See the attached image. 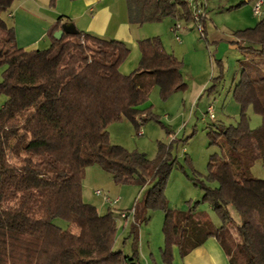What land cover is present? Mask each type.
I'll return each mask as SVG.
<instances>
[{
	"label": "trees",
	"instance_id": "1",
	"mask_svg": "<svg viewBox=\"0 0 264 264\" xmlns=\"http://www.w3.org/2000/svg\"><path fill=\"white\" fill-rule=\"evenodd\" d=\"M13 1L0 0V97H6L0 108V264H141L139 228L151 210L165 213L164 264H173L174 248L184 258L210 238L218 241L230 264H264V179L251 171L256 163L264 168V19L233 34L241 51L260 59L241 64L233 91L242 107L240 122L216 124L210 132V144L223 141L226 155L212 157L207 175L193 178L204 192L203 202L218 217L217 225L197 211L199 203L185 211L169 208L165 186L177 164L171 152L175 141L159 143L151 161L144 153L112 145L107 131L122 118L136 126L158 122L142 105L155 87L164 99L186 90L183 62L154 37L139 42L138 68L124 75L120 67L131 53L125 43L81 32L65 17L50 26L47 49L24 50L2 18ZM58 1L50 0V6ZM127 4L134 25L165 18L193 22L184 0ZM61 30L64 35L56 39ZM249 107L263 118L257 129L249 127ZM94 165L117 184L147 187L135 206L131 255L114 249L116 214L100 215L83 200L85 170Z\"/></svg>",
	"mask_w": 264,
	"mask_h": 264
},
{
	"label": "rangeland",
	"instance_id": "2",
	"mask_svg": "<svg viewBox=\"0 0 264 264\" xmlns=\"http://www.w3.org/2000/svg\"><path fill=\"white\" fill-rule=\"evenodd\" d=\"M36 1L43 9L40 10L35 5V0H14L11 7L2 15L7 25L15 29V33V19L9 17L10 13L15 15L19 11V15H23L26 19L22 26L24 28L27 26L33 32L37 25H47L50 12L56 7L50 6V0ZM206 3L210 8L208 30L221 36L219 43H206L194 23L187 24L176 20L182 27L179 36L183 43L180 44L172 31V18L145 24L144 28L151 38L161 39L167 52L176 54L179 61L183 62L182 76L187 85L186 90L175 92L164 99L159 87H155L142 108H150L158 122L149 120L142 126H136L127 118H122L111 123L107 131L112 145L120 146L129 152L144 153L151 161L158 156L159 143L171 145L175 141L171 152L177 159V164L165 186L169 208L185 211L190 204L199 203L196 207L197 211L205 212L215 224L219 225L218 217L209 205L203 202L204 192L194 184L193 178L195 174L200 179L207 175L212 157L226 155L227 150L223 141H219L218 145L210 144V132L215 130L213 125L223 124L229 127L240 122L242 107L234 97L233 87L235 88L239 79L241 64L255 58L260 59L255 53L247 54L238 48L232 49L233 44L228 41L229 39H224V36L230 38L235 32L255 28L261 17L254 15L252 6L248 10L244 9L243 12H239L241 9L230 10V0H206ZM222 6L228 8L219 10ZM246 15L253 18V23L244 22L243 18ZM35 36L36 34L32 37ZM48 47V42H42L38 49L45 50ZM134 57V52L130 53L129 60L127 59V62L125 61L120 67L121 73L125 72L129 75L138 68L128 64L130 63L128 61L134 60ZM3 70L0 69V82ZM5 100V96L0 97V108ZM211 105L215 109V121H211L207 115L208 107ZM246 115L250 129H257L262 125V116L252 107L247 109ZM251 171L255 178L264 179V168L261 163H256ZM82 190L84 202L95 206L100 215L107 214L109 210L116 214L118 232L114 249L124 255H131L135 243L131 233L133 219L127 222V219H122L119 214L130 211L137 203H141L147 187L143 189L132 184H117L99 166L94 165L85 170ZM97 191H102L111 199L120 198L121 201L116 206L107 204L102 196H97ZM230 211L236 223H239L236 211L234 209ZM147 218L148 220L140 225L137 240L141 264H164L162 251L165 246L163 234L165 213L162 210H151ZM57 223L66 226L61 221ZM230 229L236 237L234 226L232 225Z\"/></svg>",
	"mask_w": 264,
	"mask_h": 264
},
{
	"label": "crops",
	"instance_id": "3",
	"mask_svg": "<svg viewBox=\"0 0 264 264\" xmlns=\"http://www.w3.org/2000/svg\"><path fill=\"white\" fill-rule=\"evenodd\" d=\"M44 2L46 1L44 0ZM35 5L38 6L40 10L43 9L36 0ZM229 5V7H231L230 10H235V7L241 5L240 8H237L238 10L241 9L239 12H243L244 9L248 10L251 6L253 8V2L248 0H230ZM227 8L228 6L225 8L222 6V8L219 7V10H226ZM209 12L210 8L207 5V21L205 25L206 41L209 43H219L221 36H218L215 32H209L208 30L207 23L209 20ZM50 13V19L46 23L47 25H37L34 32L32 29L29 30L27 26H25V28L22 26L25 24L26 19L23 15H19V11L15 15L13 13L9 14V17H14L15 19L17 44L19 48L27 51L39 50L38 47L42 42H48L50 46V41L47 40V32L50 26L59 18L65 17L74 23L75 27L81 32L102 39L118 40L125 43L129 47L131 53L133 54L134 52L135 55L134 60L128 61L130 62L128 64L137 67L141 60V52L138 44L140 41L151 38L144 30L145 25H134L129 22L127 0H59L56 8ZM260 17V21L264 19V5ZM243 20L249 23H253L252 21H254L249 15H246ZM172 21L174 27L177 21L174 19H172ZM34 34H36V36L32 37ZM224 39H229L228 41L234 45H232V49L238 48V46L234 44L237 39L233 35H231L230 38L224 36ZM182 43L181 41L180 44ZM168 53L174 55V53ZM176 58L178 59V57ZM124 73L125 72L122 74ZM124 75L128 74L125 73ZM126 221L128 222L129 220ZM173 264H230V260L218 241L215 238H210L202 246L195 248L184 258L180 256L178 248H174Z\"/></svg>",
	"mask_w": 264,
	"mask_h": 264
},
{
	"label": "built area",
	"instance_id": "4",
	"mask_svg": "<svg viewBox=\"0 0 264 264\" xmlns=\"http://www.w3.org/2000/svg\"><path fill=\"white\" fill-rule=\"evenodd\" d=\"M188 3L189 8L191 9V15H192V23L195 24L198 31L201 34L202 38H206L203 30V22L207 20V3L206 0H184ZM253 2V11L254 15L257 17H260L262 15V6L264 5V0H248ZM182 27L180 23H176L175 26L172 28V31L176 35V39L178 42H181V38L179 36V32L181 31ZM207 115L211 121H215V109L214 106L211 105L208 107ZM97 196H102L103 201L107 204H110L112 206H116L120 203L121 199H111L108 195H104L102 191L96 192ZM135 214V208H133L130 211L122 212L120 214V217L122 219H133Z\"/></svg>",
	"mask_w": 264,
	"mask_h": 264
},
{
	"label": "water",
	"instance_id": "5",
	"mask_svg": "<svg viewBox=\"0 0 264 264\" xmlns=\"http://www.w3.org/2000/svg\"><path fill=\"white\" fill-rule=\"evenodd\" d=\"M63 35H64V30H61V31L55 33L54 37L56 39H61Z\"/></svg>",
	"mask_w": 264,
	"mask_h": 264
}]
</instances>
